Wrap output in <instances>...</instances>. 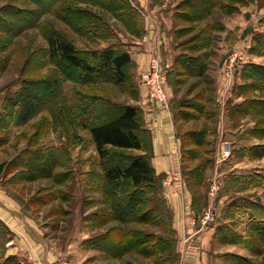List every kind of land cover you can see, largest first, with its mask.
Listing matches in <instances>:
<instances>
[{"label":"trees","instance_id":"16d2710c","mask_svg":"<svg viewBox=\"0 0 264 264\" xmlns=\"http://www.w3.org/2000/svg\"><path fill=\"white\" fill-rule=\"evenodd\" d=\"M12 2L0 7V53L8 51L27 31L44 28L43 30H47L44 36L48 43L46 56L54 61L56 69L45 78L23 80L25 84L22 89L7 96L3 111L0 113V133L11 126L28 124L38 115L39 107L44 103L52 102L54 106L59 103L62 107L60 115L82 116L83 128L89 130L100 157L104 170L102 191L111 207L106 213L97 214L96 218H100L103 225L112 223L121 225L110 229L96 241L104 250L116 249L120 251L118 253L120 255L134 252L154 258L155 264H177L179 254L175 231L151 164V138L144 127L141 111L137 107L114 103L102 97L97 91L102 85L121 86L124 92L132 91L133 60L126 50V45L118 43L104 49L80 50L62 32L42 25L43 18L51 15L79 36L106 41L116 38L117 34L102 14L104 12L120 22L131 35L141 37L145 32L142 13L133 0H12ZM19 2H27L34 8L20 7L17 5ZM220 4L217 0H183L178 3L177 16L188 25L180 30V34L183 32L185 35L189 34L188 29H193V32L199 31L190 39V43L194 44L193 48L210 47L212 32L218 26L208 25L199 28L197 23L209 18L216 9L222 8ZM223 8L229 15L237 11L236 8L229 9L227 6ZM96 9L102 12L98 14L95 12ZM254 43L252 52L264 56V33L257 34ZM37 54L38 52H33L32 56ZM208 56L209 53H204L198 59L193 58L199 62L201 74L207 69L205 60ZM32 61L38 65L35 66L36 70L45 67L42 60L30 61L29 58L26 63L31 64ZM10 62V57L0 60V69L7 70ZM23 71L22 75L26 74L25 68ZM243 76L245 80L260 81L243 87V90L253 93L257 83L264 82V66L255 64L246 66ZM68 82L86 88V91L76 92V103L71 107L63 95V85ZM254 103L256 102L249 100L238 108V113L254 114ZM257 107L260 110L262 103ZM252 133L256 137L264 135L254 130ZM5 145L6 142L0 136V148ZM138 150H146L147 154H135L134 152ZM263 150L264 145L254 146L250 155L254 159L258 158ZM197 154L193 153L191 157ZM49 163L52 164L53 171L60 166L58 160L50 158H43L34 165L38 170L45 171ZM6 167H9V164H1L0 173L6 170ZM194 173L195 184H200L204 176L203 170L196 169ZM260 177L257 178L261 180ZM255 180L254 176L232 179L233 183H241L243 187L245 184L248 186L253 184ZM259 184L264 186L263 180ZM154 201L156 206L146 208ZM228 214L233 218L236 214L248 217L247 235L240 236L233 228L224 226L220 231L222 241L242 244L253 255V258H244L228 254V262L264 264V206L248 198H239L232 203ZM129 224H147L157 228L164 226V235L159 232L145 234L141 230L129 229L126 227ZM1 229L8 233V238ZM10 237V230L1 223L0 241H3V247L0 245V252L3 251L5 256L1 258L0 264H23L15 256L6 254V244Z\"/></svg>","mask_w":264,"mask_h":264},{"label":"crops","instance_id":"0c3cea01","mask_svg":"<svg viewBox=\"0 0 264 264\" xmlns=\"http://www.w3.org/2000/svg\"><path fill=\"white\" fill-rule=\"evenodd\" d=\"M133 2L143 15L145 32L141 37L127 34L130 45L125 44L126 50L133 60L132 91L124 92L121 86L102 85L101 96L141 111L144 127L151 138V164L175 231L179 254L177 264H230L228 254L253 258L244 245L225 243L220 236L221 227L229 226L246 237L248 217L236 214L233 218L228 212L239 198L254 201L253 193L260 189L253 184L243 187L241 183L232 181L234 177L253 176L254 171L245 170L247 164L261 160L252 158L250 151L255 145H264V142L253 143L255 139L263 141V136L258 139L260 137L253 136V126L244 130L241 124L249 118L254 119V115L238 113L243 103L253 99L252 92L243 90L253 82H224L221 80L223 69L215 72L214 80L211 68L214 43L207 49H195L187 34L183 44V35L180 34L183 26L177 16L178 3L175 0ZM207 21L198 22V27L201 24L203 28L213 25ZM117 24L121 32L125 30L120 22ZM219 25L212 32V37L225 31V26ZM109 44L102 41L101 48L97 49L112 45ZM204 53H209V56L204 59L207 69L201 74L199 62L193 58L198 59ZM154 59L169 67L165 86L169 109L152 101L141 82L142 74L149 70ZM225 120L236 124L228 130L233 131L230 137L236 145L231 158L222 161L213 139L225 133ZM218 139L222 140V136ZM196 152L198 154L192 158ZM134 153L147 154L146 150ZM5 161H0V165L7 163ZM196 169L204 172L200 184L194 181ZM5 171L0 173V224L3 223L11 232L6 244L7 256H15L23 264H55L63 250L48 233L49 225L43 217L45 208L30 206L13 185L12 174ZM213 187L216 191L211 194ZM210 209L215 219L204 225L203 217Z\"/></svg>","mask_w":264,"mask_h":264},{"label":"rangeland","instance_id":"374dc122","mask_svg":"<svg viewBox=\"0 0 264 264\" xmlns=\"http://www.w3.org/2000/svg\"><path fill=\"white\" fill-rule=\"evenodd\" d=\"M175 1L180 3L183 0ZM217 1L221 3L222 8L227 6L229 9L236 8L237 11L229 15L225 8L222 10L220 7L206 19L215 27L219 28V24L225 26V31L217 32L212 37L214 60L211 68L215 74L214 80L217 75L215 72L223 69L221 80L223 79L224 82H260L257 79L245 80L243 72L246 66L252 64L264 66V59H262L264 56L252 52L255 46L254 38L257 34L264 33V0H236L237 3L235 0ZM9 3H13L12 0H0V7ZM17 5L34 8L27 2H19ZM95 12L100 14L102 11L96 9ZM102 14L117 34L116 38L106 40L104 43H122L129 46L130 40L127 34L130 33L126 28L122 25L125 30L121 32L122 29L117 26V21H113L114 18L110 14L104 12ZM42 23L44 27H52L62 32L80 50L101 48L102 41L79 36L51 15L44 17ZM181 25L182 28L188 26L184 21ZM200 28H203V24ZM43 29L27 31L8 51L0 53V60L11 58L7 70L0 69V113L3 111L7 96L11 93L16 94L22 89L25 84L23 80L45 78L56 69L54 61L46 56L48 43L44 32L47 30ZM187 32H189L190 40L199 31L193 32V29H188ZM182 35L183 44H185V32ZM33 52H38L37 56H32ZM29 58L30 61L42 60L45 67L42 70H36L35 66L38 65L34 61L31 64L26 63ZM233 59L235 67L230 73L229 64ZM24 68L26 74L22 75ZM98 88L97 91L101 94L104 87ZM78 90L86 91V88L70 82L63 85V95L69 107L76 103ZM252 95V100L256 102L254 103V119L249 118L241 123L242 129L253 126L254 131L261 135L264 133L262 131L264 130L263 81L257 83ZM51 103L42 104L38 115L28 124L11 126L0 133L2 140L6 142V145L0 148V161L7 160L5 162L9 164V167H6L5 172L12 174L13 185L28 200L29 205L35 209L45 208L43 217L49 225L48 233L63 250L58 262L67 260L69 264H155L154 258L144 257L134 252L120 255L118 254L120 251L116 249L104 250L96 241L110 229L121 226L118 223L103 225L102 220L96 218L97 214L106 213L111 208L102 191L104 170L101 167L100 157L89 130L83 128L82 116L60 115L62 107L59 103L55 106ZM259 103H262L260 110L257 107ZM235 125L225 120V133L213 139L214 147L217 148L219 159L222 161L229 160L235 152V140L230 137L234 133L228 131ZM220 136L222 140L218 141ZM260 142H264V139L263 141L253 140L254 144H260ZM225 144L230 145L232 149V153L226 157L222 154ZM261 152L264 154V150ZM262 154L255 158L261 160L253 164L248 162L245 170L254 171L253 176L256 180L253 184L260 189L253 193V199L264 206V186H259L262 180L264 183V155ZM43 158L58 160L60 166L53 171L51 161L45 171L38 170L34 164L41 162ZM258 176H261V180L257 178ZM153 206H156V201L148 204L146 208ZM126 227L141 230L145 234L159 232L164 235V226L157 228L147 224H129ZM1 231L8 238V233L4 229ZM0 245L3 247V241H0ZM4 256V252L1 251L0 260Z\"/></svg>","mask_w":264,"mask_h":264},{"label":"built area","instance_id":"2783aa9c","mask_svg":"<svg viewBox=\"0 0 264 264\" xmlns=\"http://www.w3.org/2000/svg\"><path fill=\"white\" fill-rule=\"evenodd\" d=\"M234 59L229 64V72L234 70L235 63ZM169 67L161 63L158 59H154L151 63L149 70L142 74L141 82L146 88L149 98L160 105L164 109H169L168 95L166 92V83L168 81ZM232 153L231 146L228 144L224 145L222 154L224 157L229 156ZM215 188L211 190V194L215 193ZM215 219L213 211L210 209L203 217V224L209 225ZM58 264H69L67 260H60Z\"/></svg>","mask_w":264,"mask_h":264}]
</instances>
